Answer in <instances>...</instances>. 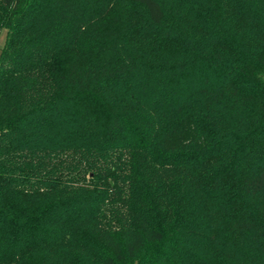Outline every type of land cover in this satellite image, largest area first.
Wrapping results in <instances>:
<instances>
[{
    "label": "trees",
    "instance_id": "obj_1",
    "mask_svg": "<svg viewBox=\"0 0 264 264\" xmlns=\"http://www.w3.org/2000/svg\"><path fill=\"white\" fill-rule=\"evenodd\" d=\"M0 264H264V0H0Z\"/></svg>",
    "mask_w": 264,
    "mask_h": 264
},
{
    "label": "rangeland",
    "instance_id": "obj_2",
    "mask_svg": "<svg viewBox=\"0 0 264 264\" xmlns=\"http://www.w3.org/2000/svg\"><path fill=\"white\" fill-rule=\"evenodd\" d=\"M7 34L8 33L5 30H3L1 32V35H0V53H1V51L3 49V46H4L5 42H6Z\"/></svg>",
    "mask_w": 264,
    "mask_h": 264
}]
</instances>
